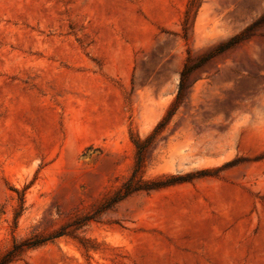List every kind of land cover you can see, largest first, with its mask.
<instances>
[{"label":"rangeland","instance_id":"1","mask_svg":"<svg viewBox=\"0 0 264 264\" xmlns=\"http://www.w3.org/2000/svg\"><path fill=\"white\" fill-rule=\"evenodd\" d=\"M189 55L184 180L108 206ZM57 234L12 264H264V0H0V258Z\"/></svg>","mask_w":264,"mask_h":264},{"label":"trees","instance_id":"2","mask_svg":"<svg viewBox=\"0 0 264 264\" xmlns=\"http://www.w3.org/2000/svg\"><path fill=\"white\" fill-rule=\"evenodd\" d=\"M240 38L239 35L233 37L234 43H237ZM233 43V44H234ZM202 62L192 64V57L189 55L188 60L182 70L179 89L175 100L172 102L164 117L158 122L152 132L144 139L137 135L134 139V144L137 147V158L131 176L123 183V185L115 192L114 196L109 200L108 206H112L120 201H123L127 197L141 192V191H152L158 190L167 186H171L181 182L184 179L180 177L166 176L154 180L144 179V168L146 165V155L150 146L157 141L162 135L164 130L167 128L172 118L184 102L186 91L192 87L190 83L191 76L193 73L202 65ZM61 236V234L54 235L53 237L37 239L31 241L30 239L15 242L12 248H10L1 258L0 264H12L19 259V257L27 250L36 248L50 238Z\"/></svg>","mask_w":264,"mask_h":264}]
</instances>
